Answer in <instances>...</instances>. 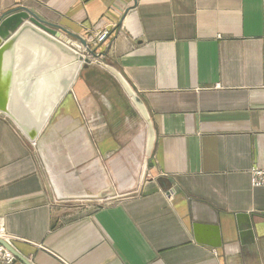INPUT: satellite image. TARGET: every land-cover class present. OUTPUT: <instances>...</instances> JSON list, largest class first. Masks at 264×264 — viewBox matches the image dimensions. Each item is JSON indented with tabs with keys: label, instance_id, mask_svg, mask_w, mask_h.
<instances>
[{
	"label": "crops",
	"instance_id": "1",
	"mask_svg": "<svg viewBox=\"0 0 264 264\" xmlns=\"http://www.w3.org/2000/svg\"><path fill=\"white\" fill-rule=\"evenodd\" d=\"M20 7L74 40L108 30L94 48L155 139L148 158L145 120L93 64L34 142L0 113V228L18 255L264 264V0H0V16Z\"/></svg>",
	"mask_w": 264,
	"mask_h": 264
},
{
	"label": "water",
	"instance_id": "2",
	"mask_svg": "<svg viewBox=\"0 0 264 264\" xmlns=\"http://www.w3.org/2000/svg\"><path fill=\"white\" fill-rule=\"evenodd\" d=\"M64 32L26 8H16L0 16V113L11 119L30 142L38 138L80 69L88 65L89 59L81 45L93 55L84 39L78 38L77 43L71 34ZM104 67L116 78L147 124L145 155L149 158L155 139L149 113L123 75L111 65ZM0 244L24 264H30L4 239L0 238Z\"/></svg>",
	"mask_w": 264,
	"mask_h": 264
},
{
	"label": "built area",
	"instance_id": "3",
	"mask_svg": "<svg viewBox=\"0 0 264 264\" xmlns=\"http://www.w3.org/2000/svg\"><path fill=\"white\" fill-rule=\"evenodd\" d=\"M108 34L109 32L107 30L98 31L95 35L88 37L86 43L95 46L100 42H104ZM250 183L255 187H264V168L255 167L250 170ZM0 238L8 242L2 228H0ZM15 260V255L0 244V262L3 264H12Z\"/></svg>",
	"mask_w": 264,
	"mask_h": 264
},
{
	"label": "rangeland",
	"instance_id": "4",
	"mask_svg": "<svg viewBox=\"0 0 264 264\" xmlns=\"http://www.w3.org/2000/svg\"><path fill=\"white\" fill-rule=\"evenodd\" d=\"M105 30V29H104ZM108 31V30H107ZM90 37V36H89ZM75 41L77 42V43H79V41H78V39H75ZM86 41V40H85ZM89 47V49L91 50V51H93V55H91L87 50H86V48L84 47V46H82L81 45V49H82V51L83 52H85L86 53V56L88 57V59H89V65H91V64H93V65H97V66H99L103 71H108L105 67H104V65H105V62H104V59L102 58V55L99 53V52H97V50L94 48L95 46H91V45H88Z\"/></svg>",
	"mask_w": 264,
	"mask_h": 264
}]
</instances>
